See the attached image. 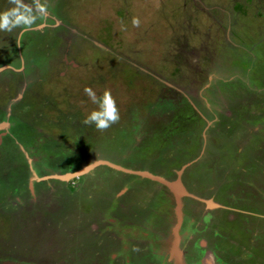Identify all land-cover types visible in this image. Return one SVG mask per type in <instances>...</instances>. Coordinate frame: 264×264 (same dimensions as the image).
I'll list each match as a JSON object with an SVG mask.
<instances>
[{"label": "rangeland", "instance_id": "1", "mask_svg": "<svg viewBox=\"0 0 264 264\" xmlns=\"http://www.w3.org/2000/svg\"><path fill=\"white\" fill-rule=\"evenodd\" d=\"M47 4L28 62L1 32L0 264H264V0ZM85 87L116 100L106 131L83 123ZM97 161L124 170L73 175ZM143 171L178 179L193 212L182 198L177 224Z\"/></svg>", "mask_w": 264, "mask_h": 264}, {"label": "clouds", "instance_id": "2", "mask_svg": "<svg viewBox=\"0 0 264 264\" xmlns=\"http://www.w3.org/2000/svg\"><path fill=\"white\" fill-rule=\"evenodd\" d=\"M9 4L10 7L0 10V32L12 33L15 29H20L16 37V44L20 46L26 33L39 30L47 21V0H9ZM132 24L139 27L140 20L134 18ZM84 92L97 106L84 118V124L94 125L98 131L103 132L119 121L120 112L110 90L106 89L99 96L91 87H85Z\"/></svg>", "mask_w": 264, "mask_h": 264}, {"label": "flooded vegetation", "instance_id": "3", "mask_svg": "<svg viewBox=\"0 0 264 264\" xmlns=\"http://www.w3.org/2000/svg\"><path fill=\"white\" fill-rule=\"evenodd\" d=\"M6 3V4H5ZM7 3H8V0H5V2H2L1 4L3 5V7L4 8H6L7 7ZM17 30V29H16ZM19 30V29H18ZM17 30V31H18ZM17 31L15 32V33H13L14 35H13V38H12V40H13V43L12 44H14L15 42H16V37L18 36V34H19V32H18V34H17ZM20 31V30H19ZM30 33V34H29ZM29 33H26L25 34V41H23V42H21V45L20 46H18L17 44V46H16V54H15V57H16V59L17 60H19V62H21V61H23L24 59H25V61L26 62H28L29 61V59L27 60V54L29 53L28 51L29 50H27L29 47H28V43H27V40L26 39H28V34L30 35V37L32 38V37H38V35H36L35 34V32H29ZM57 33V36L59 35V32L57 31L56 32ZM35 35V36H34ZM38 39V38H37ZM57 39V38H56ZM10 42V41H9ZM5 46V44L3 43V40H2V37H1V32H0V48H2V47H4ZM31 49H32V47H31ZM19 52H21L22 53V57H20L19 56ZM30 60L31 61H33V62H35V54L33 53L32 54V56L30 57ZM24 61V62H25ZM187 125H179L178 124V126H177V124L176 125H174V124H171L170 125V128H169V133H170V138L171 139H173L174 138V135L175 134H177L178 132H184L185 134H186V129L184 130L183 128H185ZM189 126V125H188ZM158 128L157 129H155L154 131H156V133H158L159 131H160V127L161 126H157ZM185 134H181L183 137H184V139L186 138V141H185V148H186V144L187 143H189V140H191L192 139V137H196V136H192V135H187L186 134V136H185ZM189 139V140H188ZM198 146H200V144L198 145ZM184 148V149H185ZM202 149H201V151L203 152V149H204V151H205V149L206 148H208V144H207V142L206 143H203L202 144V147H201ZM206 152V151H205ZM190 157H192L193 156V154H191V155H189ZM170 162L173 164V162H172V160H170ZM170 168V167H169ZM169 168H167V171H169ZM186 168H187V166H185V167H182L181 169L182 170H180V174H179V177H180V181L182 182V180H184V174H185V170H186ZM158 169V168H157ZM188 169V168H187ZM161 172H164V170L162 171L161 170ZM191 173L189 174V177L187 178V182H188V184L189 185H196V183H197V181H196V178H197V176L199 175V173H201V172H203L201 169H199V167L198 168H195V169H191V171H190ZM133 173V172H132ZM86 174H88V173H86ZM77 176V175H76ZM149 179V178H148ZM163 179H165V178H163ZM130 184H132L131 182H130ZM161 184H163V183H161ZM185 184V183H184ZM198 184V183H197ZM164 185V184H163ZM207 185H209V187H212L211 186V184H206V186ZM164 186H166V185H164ZM166 188L167 189H169L167 186H166ZM215 189V188H214ZM63 190H66V191H69V187H65ZM170 190V189H169ZM165 192H166V190H165ZM160 193V192H159ZM182 198H189L188 200V204L186 205V207H185V209H187V210H191V213L193 212V206H194V204L195 203H191L192 201H195V200H197V201H199V199L198 198H196V197H194V196H191V195H187V194H185V196L184 195H182V196H180V201H181V199ZM167 200L168 199H166V202H167ZM165 202V203H166ZM182 203V202H181ZM166 205V204H165ZM175 206V205H174ZM189 210V211H190ZM194 211H195V209H194ZM174 249V248H173ZM176 255V254H175Z\"/></svg>", "mask_w": 264, "mask_h": 264}, {"label": "water", "instance_id": "4", "mask_svg": "<svg viewBox=\"0 0 264 264\" xmlns=\"http://www.w3.org/2000/svg\"><path fill=\"white\" fill-rule=\"evenodd\" d=\"M94 164H106V165H108L109 167H112V168H114V169L124 170L123 168H121V167H119V166H117V165L111 164V163H109V162H105V161H97V162H95V163H93V164H91V165H88V166L82 168L81 170H79V171H77V172H74L73 175H77V174L84 173V171L90 169L92 166H94ZM126 171H127V170H126ZM136 173H138V174H140V175H142V176H145V177H147V178H149V179L157 180V181L163 183L164 185H166V186H167V187H168V188L174 193V203H175V206H174V212H175V214H176V218H177V221H178L177 224H179V221H180V196L186 194V192H185L184 189L182 188V186H181L179 180L176 179V180H174V181H172V182H168L167 180H164L163 178H161V177H159V176L152 175V174H150V173H148V172H146V171H143V172H136ZM177 174L179 175V174H180V171H178ZM68 176H71V174L64 175V177H62V178H66V177H68ZM177 224H176V225H177ZM173 234H174V239H173V241H175V238H177V236H176V228H175V227H174V229H173ZM173 241H172V242H173ZM176 242H177V241H176ZM176 244H177V243H176ZM176 244L173 245V243H172V247L174 246V247H173L174 249H172V247H171V252H172L173 254L175 253V254H176L175 256L177 257Z\"/></svg>", "mask_w": 264, "mask_h": 264}, {"label": "bare ground", "instance_id": "5", "mask_svg": "<svg viewBox=\"0 0 264 264\" xmlns=\"http://www.w3.org/2000/svg\"><path fill=\"white\" fill-rule=\"evenodd\" d=\"M62 177H63V176H62ZM62 177H61V178H62Z\"/></svg>", "mask_w": 264, "mask_h": 264}, {"label": "crops", "instance_id": "6", "mask_svg": "<svg viewBox=\"0 0 264 264\" xmlns=\"http://www.w3.org/2000/svg\"><path fill=\"white\" fill-rule=\"evenodd\" d=\"M75 186V185H74Z\"/></svg>", "mask_w": 264, "mask_h": 264}]
</instances>
